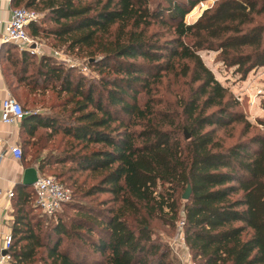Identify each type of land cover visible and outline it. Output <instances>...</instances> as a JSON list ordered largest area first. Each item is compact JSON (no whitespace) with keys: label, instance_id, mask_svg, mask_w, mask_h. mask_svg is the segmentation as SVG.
Instances as JSON below:
<instances>
[{"label":"trees","instance_id":"trees-1","mask_svg":"<svg viewBox=\"0 0 264 264\" xmlns=\"http://www.w3.org/2000/svg\"><path fill=\"white\" fill-rule=\"evenodd\" d=\"M207 1L10 0L13 9L42 13L28 28L33 37L86 55L98 73L87 79L2 44L1 71L6 65L13 91L49 90L57 101L51 113L27 112L21 144L39 132L48 141L60 136L64 150L42 159L38 173L57 165L56 179L83 198L108 197L48 223L34 215L33 187L17 185L9 264H172L152 223L173 230L181 211L195 264H264V122L250 134L240 103L199 56L218 53L242 78L264 67V0H217L186 24ZM168 77L185 86L174 109L160 95ZM237 125L239 139L224 147L217 130ZM77 173L93 184L77 187Z\"/></svg>","mask_w":264,"mask_h":264},{"label":"rangeland","instance_id":"rangeland-1","mask_svg":"<svg viewBox=\"0 0 264 264\" xmlns=\"http://www.w3.org/2000/svg\"><path fill=\"white\" fill-rule=\"evenodd\" d=\"M155 1V0H153ZM217 0H210L205 3L199 4L189 15L185 17L186 24L194 23L202 14V12L213 6L214 2ZM40 15V20L42 19V13L38 12ZM49 23H46L44 27H50ZM37 41L43 43L46 47L66 50V46L56 45L55 42L50 38H45L43 34H40L38 37H35ZM73 56H77L81 60H87L88 57L84 54L78 53L77 51L73 52ZM199 56L204 62L205 66L211 70L215 79L225 87L234 98L240 103L239 109L244 113L247 118V121L253 126V129L250 131V134L254 133L256 130H260L261 126L258 125L259 121L264 122V67L257 68L252 70L245 78L239 73L235 72L234 68H226L218 59V53L216 52H208V51H200ZM37 58V56H34ZM5 73L4 79H6L10 96L14 98L23 108L25 112L32 113H41L48 114L53 112L51 109L52 105H56L57 101L53 93L49 90H46L43 93H35L33 95L28 93L27 88L21 87L18 93L14 92L12 89V82H14L13 78L9 76L6 71V65H4ZM94 73V77L87 79H94L98 77V73L96 70L92 71ZM76 74V72H74ZM160 88V95H163V101L167 102L169 105L174 106L175 108V97L181 93L185 89V86L181 84V82H176L171 77L163 79ZM58 111V110H55ZM242 133V126L237 125L229 130H217L216 136L219 138L222 145L229 146L233 144L237 139H239ZM249 134V135H250ZM181 135V134H180ZM188 135L184 130L182 132V137ZM60 136L53 137L50 141L47 140V132H39L36 136V142H30V145L25 144L24 141L20 145L23 153V160H21L22 166L24 168H29L31 166L39 165V162L42 159H45L51 154H60L65 147V143L62 142ZM68 166L65 167V170ZM63 168L52 165L47 167L43 172L39 173L41 177H53L56 179L57 175L62 172ZM73 179L76 181V186L79 185L82 187L81 189H87L89 186L93 184V180L91 176L87 174H74ZM60 183L69 190L71 195L70 203L64 205L61 210L55 215L53 218H47L43 216V214L39 210H34V215L38 218H43L48 223H56L58 219L69 218L75 215V206H89L96 205L107 199L108 196L99 195L94 198H83L80 196L78 192V188H74V186L65 179L58 178ZM13 197L10 199V207L13 211V203H14V190ZM31 203L35 207L34 202V189H31ZM154 239L159 242L166 243L170 250V258L172 264H177L178 259L172 253L170 249V244L174 240L177 229H170L166 226L161 225L158 222L152 223Z\"/></svg>","mask_w":264,"mask_h":264},{"label":"built area","instance_id":"built-area-1","mask_svg":"<svg viewBox=\"0 0 264 264\" xmlns=\"http://www.w3.org/2000/svg\"><path fill=\"white\" fill-rule=\"evenodd\" d=\"M39 20L40 15L34 10L25 8L12 9L9 20L4 22L1 43H11L20 52H26L31 56H37L39 58L49 57L56 64L74 69L85 78L94 77L93 69L90 67L88 60H81L65 50L46 47L28 32L29 26L33 23H38ZM27 115L28 113L10 95L0 103V121L4 125L18 126ZM9 152L14 160H21L22 149L20 146L16 145L11 147ZM33 189L36 207L43 215L49 218L55 217L62 206L71 200L69 190L53 177H41L38 175ZM12 197L13 192L8 191L7 198L10 200ZM180 215L181 219L176 223L177 234L170 244V249L178 259L177 264H195L185 243L184 214L182 211ZM11 243V235H4L0 249V264H9L10 255L8 251ZM3 251L7 252L5 256L1 255Z\"/></svg>","mask_w":264,"mask_h":264},{"label":"crops","instance_id":"crops-1","mask_svg":"<svg viewBox=\"0 0 264 264\" xmlns=\"http://www.w3.org/2000/svg\"><path fill=\"white\" fill-rule=\"evenodd\" d=\"M12 9L10 0H0V46L2 45L1 36L4 22L9 20ZM8 95H10V91L2 75L0 65V103ZM16 145H21L20 125L7 126L0 121V249L3 236L10 234L13 222L11 202L7 198V193L21 183L23 172L27 169L22 166L21 160L16 161L10 155L9 150ZM31 167L38 170L37 166Z\"/></svg>","mask_w":264,"mask_h":264},{"label":"water","instance_id":"water-1","mask_svg":"<svg viewBox=\"0 0 264 264\" xmlns=\"http://www.w3.org/2000/svg\"><path fill=\"white\" fill-rule=\"evenodd\" d=\"M185 137L186 139H189L188 135H186ZM37 179H38V170L33 167H30L24 170L22 181L20 184H22L25 187H33L34 184L37 182ZM190 193H191V189L190 187H187L186 191L182 195V200L187 201L189 199ZM6 254H7L6 251H3L1 253L2 256H5Z\"/></svg>","mask_w":264,"mask_h":264}]
</instances>
